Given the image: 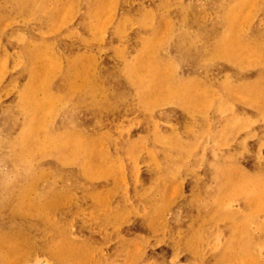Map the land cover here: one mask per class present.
Wrapping results in <instances>:
<instances>
[{
  "label": "rangeland",
  "instance_id": "1",
  "mask_svg": "<svg viewBox=\"0 0 264 264\" xmlns=\"http://www.w3.org/2000/svg\"><path fill=\"white\" fill-rule=\"evenodd\" d=\"M0 264H264V0H0Z\"/></svg>",
  "mask_w": 264,
  "mask_h": 264
}]
</instances>
